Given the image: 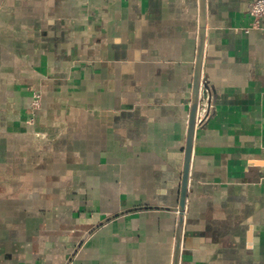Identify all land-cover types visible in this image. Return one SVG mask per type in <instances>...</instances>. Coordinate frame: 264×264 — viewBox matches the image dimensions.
<instances>
[{
	"label": "crops",
	"instance_id": "0c3cea01",
	"mask_svg": "<svg viewBox=\"0 0 264 264\" xmlns=\"http://www.w3.org/2000/svg\"><path fill=\"white\" fill-rule=\"evenodd\" d=\"M250 2L206 0L178 264H264ZM197 33L198 0H0V264H172Z\"/></svg>",
	"mask_w": 264,
	"mask_h": 264
},
{
	"label": "water",
	"instance_id": "95a60500",
	"mask_svg": "<svg viewBox=\"0 0 264 264\" xmlns=\"http://www.w3.org/2000/svg\"><path fill=\"white\" fill-rule=\"evenodd\" d=\"M206 33V0H198V33L196 39V52L192 74L191 96L187 120L186 139L184 146L183 165L181 171L180 187L178 193L177 221L175 226L174 253L172 264H178L182 242L184 213L188 196V183L190 178V166L193 154L194 137L196 130V118L200 103V89L202 79V62ZM114 218V217H113ZM106 219L108 222L113 219ZM97 228V227H96ZM95 228V229H96Z\"/></svg>",
	"mask_w": 264,
	"mask_h": 264
},
{
	"label": "built area",
	"instance_id": "2783aa9c",
	"mask_svg": "<svg viewBox=\"0 0 264 264\" xmlns=\"http://www.w3.org/2000/svg\"><path fill=\"white\" fill-rule=\"evenodd\" d=\"M248 16L252 20V28H256L259 25V22L264 18V0H251L248 7ZM41 106V96L39 93H33L29 105L30 114L34 115ZM206 115L205 107L199 108L196 118V126L200 124Z\"/></svg>",
	"mask_w": 264,
	"mask_h": 264
}]
</instances>
